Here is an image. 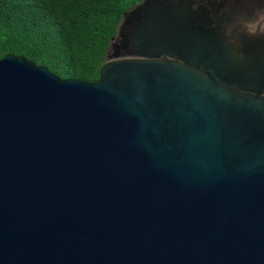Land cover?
Listing matches in <instances>:
<instances>
[{
  "label": "water",
  "instance_id": "water-1",
  "mask_svg": "<svg viewBox=\"0 0 264 264\" xmlns=\"http://www.w3.org/2000/svg\"><path fill=\"white\" fill-rule=\"evenodd\" d=\"M194 2L126 9L92 82L0 58V264H264V45Z\"/></svg>",
  "mask_w": 264,
  "mask_h": 264
},
{
  "label": "trees",
  "instance_id": "trees-1",
  "mask_svg": "<svg viewBox=\"0 0 264 264\" xmlns=\"http://www.w3.org/2000/svg\"><path fill=\"white\" fill-rule=\"evenodd\" d=\"M140 0H0V58L22 55L61 78L92 82L122 13Z\"/></svg>",
  "mask_w": 264,
  "mask_h": 264
},
{
  "label": "clouds",
  "instance_id": "clouds-1",
  "mask_svg": "<svg viewBox=\"0 0 264 264\" xmlns=\"http://www.w3.org/2000/svg\"><path fill=\"white\" fill-rule=\"evenodd\" d=\"M221 5L219 10L212 15L211 27L217 30L218 35L227 46L236 47L243 56L242 49L245 41L264 39V7L256 6L257 0H214ZM209 0H195L193 9L208 7ZM241 14H248V19L239 20ZM227 16L221 20L217 28V18Z\"/></svg>",
  "mask_w": 264,
  "mask_h": 264
},
{
  "label": "flooded vegetation",
  "instance_id": "flooded-vegetation-1",
  "mask_svg": "<svg viewBox=\"0 0 264 264\" xmlns=\"http://www.w3.org/2000/svg\"><path fill=\"white\" fill-rule=\"evenodd\" d=\"M256 6L258 7H264V0H257V3H256ZM237 19L239 20H246L248 19V14H241L237 17ZM251 41H245L244 45H243V49L241 50L242 53H243V56L246 57L248 56L252 51H257L258 49V46H263L264 43H259L258 45H255L252 50H250L248 47V44L250 43ZM237 51L238 53L240 54V50L237 48ZM253 93V92H252ZM254 94V93H253ZM261 95L264 96V86L261 88Z\"/></svg>",
  "mask_w": 264,
  "mask_h": 264
},
{
  "label": "rangeland",
  "instance_id": "rangeland-1",
  "mask_svg": "<svg viewBox=\"0 0 264 264\" xmlns=\"http://www.w3.org/2000/svg\"><path fill=\"white\" fill-rule=\"evenodd\" d=\"M106 60H107V58H106Z\"/></svg>",
  "mask_w": 264,
  "mask_h": 264
}]
</instances>
